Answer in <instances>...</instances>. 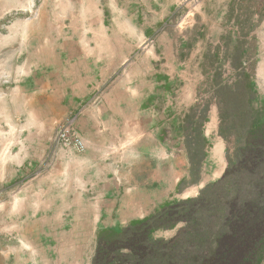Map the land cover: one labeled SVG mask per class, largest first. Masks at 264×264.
<instances>
[{"label":"crops","instance_id":"1","mask_svg":"<svg viewBox=\"0 0 264 264\" xmlns=\"http://www.w3.org/2000/svg\"><path fill=\"white\" fill-rule=\"evenodd\" d=\"M49 1L0 0V264H66L60 258L66 238L96 237L102 227L144 219L178 187L177 102L166 87L142 85L129 69L120 73L129 47L144 41L145 26L105 25L100 0ZM69 9L80 25L75 16L74 25L64 24ZM23 14L35 17L19 20ZM258 65L253 83L264 105V67ZM187 93L179 96L184 111L195 101ZM69 116L77 117L85 151L60 149L49 159L52 138ZM218 118L213 105L208 140L218 133ZM127 169L136 178L124 176ZM116 172L123 184L114 186ZM223 173L208 153L198 193ZM42 239L56 250L47 245L36 252Z\"/></svg>","mask_w":264,"mask_h":264},{"label":"trees","instance_id":"2","mask_svg":"<svg viewBox=\"0 0 264 264\" xmlns=\"http://www.w3.org/2000/svg\"><path fill=\"white\" fill-rule=\"evenodd\" d=\"M246 52L240 45L234 48L235 75L225 79L217 74L206 93L209 100L192 106L182 123L189 169L177 190L185 181L196 185L201 179L210 148L204 131L213 105L218 109V135L227 145L222 176L197 196L165 203L144 219L118 229L100 228L91 264L263 263L264 105L257 101L253 75L246 72ZM172 230L176 233L171 238L155 237Z\"/></svg>","mask_w":264,"mask_h":264},{"label":"rangeland","instance_id":"3","mask_svg":"<svg viewBox=\"0 0 264 264\" xmlns=\"http://www.w3.org/2000/svg\"><path fill=\"white\" fill-rule=\"evenodd\" d=\"M67 1L77 0H66V4ZM100 2L102 6H105V25L145 26L144 41L137 46L129 47L128 62L120 73L129 69L142 85L156 84L166 87L170 90L171 100L177 102L175 178L179 183L188 178L189 169L182 129L183 119L189 108H186V111L179 109V96L183 90H187V97L193 96L195 100L194 105L197 103L204 105L210 98L206 93L214 87L212 81L217 74L222 73L225 79L235 75L236 72L231 66V57L237 45L247 51L244 59L246 72L252 75L258 64L264 67V62L258 63L264 59V45L261 41L264 32V0H100ZM49 4L51 6V0ZM126 9L128 13H125ZM29 16L33 18L35 14H23L17 18L24 20ZM74 16L77 19L79 17L73 10H66L64 24L74 25ZM52 17L50 15L49 23H52ZM12 18L13 16L6 19V23ZM77 22L75 25H80L79 19ZM59 23H61L60 20ZM109 32L112 35L116 30L110 29ZM167 100L168 98L165 97L159 101V110H162ZM234 106L236 108L237 102H234ZM233 141L234 138H231L230 152L233 151ZM209 143V163L216 167L217 172H224L227 166V145L218 135L217 130L211 133ZM218 145L222 149L220 155L215 154V148ZM171 146H173L172 141ZM60 149L76 151L67 147L55 148L52 144L49 159L55 160L54 157ZM142 163L146 164L147 160H142ZM128 170L124 176L128 179L136 178L137 175L130 174ZM110 179L114 186L123 184L120 172L113 174ZM195 194L198 195V185H191L185 181L181 189L173 195L174 198L166 203H175L187 196L193 197ZM119 214L118 207L114 208L112 215L114 221L118 220ZM175 233L176 230L158 232L155 237L168 239ZM96 237L91 235L80 239L66 238L63 245L64 253L62 257L60 255L58 257L66 264H91ZM34 240L36 239H32V244ZM41 243L36 248L31 246L29 251L32 252L35 249L39 252L47 245L56 250L49 239H42ZM59 250L62 249L59 248ZM29 263L33 264L32 259Z\"/></svg>","mask_w":264,"mask_h":264},{"label":"built area","instance_id":"4","mask_svg":"<svg viewBox=\"0 0 264 264\" xmlns=\"http://www.w3.org/2000/svg\"><path fill=\"white\" fill-rule=\"evenodd\" d=\"M76 118V116H69L59 125L58 130L52 139V144L55 148H73L78 153L85 151L84 143L75 125Z\"/></svg>","mask_w":264,"mask_h":264},{"label":"bare ground","instance_id":"5","mask_svg":"<svg viewBox=\"0 0 264 264\" xmlns=\"http://www.w3.org/2000/svg\"><path fill=\"white\" fill-rule=\"evenodd\" d=\"M219 153H220V147L218 146L215 148V154L218 155Z\"/></svg>","mask_w":264,"mask_h":264}]
</instances>
